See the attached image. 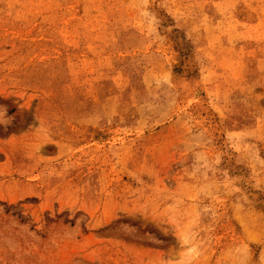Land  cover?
Listing matches in <instances>:
<instances>
[{
	"label": "rangeland",
	"instance_id": "374dc122",
	"mask_svg": "<svg viewBox=\"0 0 264 264\" xmlns=\"http://www.w3.org/2000/svg\"><path fill=\"white\" fill-rule=\"evenodd\" d=\"M0 264H264V0H0Z\"/></svg>",
	"mask_w": 264,
	"mask_h": 264
}]
</instances>
